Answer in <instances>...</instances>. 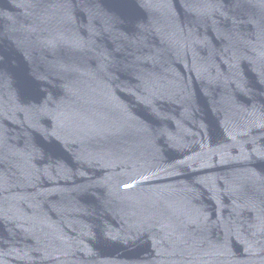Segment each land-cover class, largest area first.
<instances>
[{
	"label": "water",
	"instance_id": "95a60500",
	"mask_svg": "<svg viewBox=\"0 0 264 264\" xmlns=\"http://www.w3.org/2000/svg\"><path fill=\"white\" fill-rule=\"evenodd\" d=\"M0 264H264V0H0Z\"/></svg>",
	"mask_w": 264,
	"mask_h": 264
}]
</instances>
